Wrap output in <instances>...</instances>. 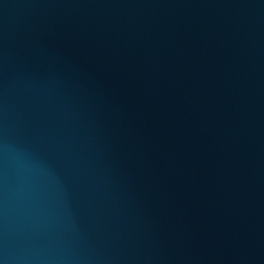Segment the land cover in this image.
<instances>
[{"label":"water","instance_id":"obj_1","mask_svg":"<svg viewBox=\"0 0 264 264\" xmlns=\"http://www.w3.org/2000/svg\"><path fill=\"white\" fill-rule=\"evenodd\" d=\"M0 264H264V0H0Z\"/></svg>","mask_w":264,"mask_h":264}]
</instances>
